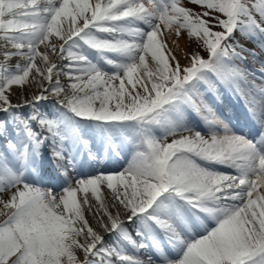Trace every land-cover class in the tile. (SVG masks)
<instances>
[{"label": "bare ground", "instance_id": "obj_1", "mask_svg": "<svg viewBox=\"0 0 264 264\" xmlns=\"http://www.w3.org/2000/svg\"><path fill=\"white\" fill-rule=\"evenodd\" d=\"M129 1L131 0H69V7L65 9L60 6L58 0H52L46 11L38 12L35 8L43 5L42 1L0 0V86L4 89L0 96L2 116L0 120L3 122L5 120L0 125V234L13 235L11 238L18 243L15 251H19V246L24 245L27 237L34 235L37 239L41 238L34 233L33 224H24L25 229L23 228L21 232H17L13 227L14 214L24 210L35 222L48 225L53 231L60 232L52 239H47L48 243L58 248L59 264H88L94 259L91 255L96 253L98 256L96 260L103 264H146L138 259L141 251H145L147 257L155 264H177L174 259H179L180 264H196L192 261L194 258L191 259V254L183 249L179 241L173 242L177 246L176 251L172 253L168 251L166 256L156 253L157 249H167L164 237L170 230L169 227L157 228L148 217L160 215V203L164 191L162 184L150 174L149 167L140 164L139 156L134 151L140 149L136 136H130L131 141H128L127 147L110 145L111 140L120 141L122 136L128 137L124 127L121 126L123 119L120 118V114H124L125 105L122 94L118 86L108 85L106 78L98 73L95 74L93 61L96 55L77 42V34H80L91 21L103 18L112 21V10L124 2L131 3ZM188 1L197 2V0ZM141 7L131 6L115 17L116 19L130 17L131 23L142 22L150 27L148 22L144 21V15L141 14L143 7L142 9ZM148 16L151 17L150 14ZM86 17L88 18L85 20ZM35 20L41 23L40 27H34ZM166 27L168 29L169 24ZM132 30L137 33L142 32L140 29ZM111 34L118 40L117 46L120 48L115 51L110 50V53L115 58H122L121 55L124 57L125 53L129 57L131 51L127 49L132 45L127 46L128 41L120 40L121 32L111 31ZM81 53L87 54L91 61L80 58ZM60 54L65 55L64 60H60ZM61 61L65 63L66 70L63 71L68 75L57 79L56 72L51 69L58 68L57 65ZM143 61L148 65L151 64L146 57ZM225 64L219 58L212 71L221 83V88H224L225 100H231V106L235 104L240 108L237 101L230 97L232 95L228 90L229 87L227 88L224 82L223 76L227 74L229 68L232 69V67L227 68ZM136 69L139 77L146 75L138 66ZM14 71H19L20 74H13ZM152 77L151 72L147 79ZM205 79V85L214 95L212 83L209 79ZM66 83L71 84L72 93L58 88ZM147 84H150V81ZM121 88L123 89L122 86ZM238 96L246 104V110L250 109L253 92L250 94H246V91L241 92ZM52 105L58 109L52 108ZM262 109V113L257 115V125H259V117L264 123V100ZM166 110L178 116L177 108L168 107ZM79 114L86 115L83 119L88 127L85 136L91 140L86 148L78 145L70 128V117L79 118ZM21 116L25 117L24 121L19 118ZM245 118L249 122L248 125L255 127L250 112L246 111ZM171 121L172 124L168 129L173 135V144L183 143L188 146L187 139L198 137L197 144H194V155L199 157L200 154L196 151L201 148L206 149L208 141L211 140L209 135L201 136L192 133L193 131L183 133L182 131H190L195 126L200 127L197 121L191 120L187 115H183L179 120L172 117ZM24 125L31 126L36 131L39 147L35 150L29 149L27 152L19 149L18 157H12L15 144L22 143L20 140L26 131ZM108 127L115 129L110 133L106 130ZM26 129L29 131L28 128ZM64 138L66 142H63ZM221 138L222 142L225 140L224 150L230 147L233 149L226 143L228 137L221 136ZM8 139L12 142L7 143ZM262 139L261 141L264 142V138ZM248 144L246 142L240 147L234 146L233 151L230 149L228 153L231 157L241 156L242 160L250 163L253 152ZM85 149L91 151L96 159L88 162ZM103 153L105 156H101ZM118 154L125 156V160L122 161ZM98 159L103 161L102 165L98 163ZM201 169L202 167L194 169L192 174L200 182V184L195 182L196 185L204 186L203 190L207 184L206 179L202 178ZM214 176L215 183L227 184L230 180L215 173ZM231 177L236 179L235 190L238 193L234 201L237 202L236 207L239 208L241 216L237 219V227H232L231 234L227 235L225 240L229 255L233 254L237 247L236 252L238 251L239 256H243L248 255L251 249L264 242V230L254 226L248 218L250 211L261 213L264 196L259 195L261 193L257 188L258 194L247 189L246 179L233 174ZM44 186L52 187V191H42ZM226 193L219 191L213 199L217 200L219 197L224 199ZM202 194L199 196L202 197L200 200L205 211L201 214L205 217L203 224L204 229L207 230L209 221L218 224V217H221L224 209L221 203L213 205L212 200L206 199L210 196L206 192ZM185 196L188 198L190 192ZM228 199H232V196L228 195ZM189 204L192 205L191 202ZM261 218L264 222V215ZM171 219L176 224L174 219ZM133 226L138 227L137 233H134L133 228L131 229ZM196 232L200 235L203 230L196 229ZM212 236L218 244L216 249L221 263H228L229 260L225 257L226 249L220 245V238L216 233ZM137 242L144 244L138 246ZM111 258L116 262L114 263L115 260L102 262L103 259ZM259 264H264V257Z\"/></svg>", "mask_w": 264, "mask_h": 264}, {"label": "rangeland", "instance_id": "obj_2", "mask_svg": "<svg viewBox=\"0 0 264 264\" xmlns=\"http://www.w3.org/2000/svg\"><path fill=\"white\" fill-rule=\"evenodd\" d=\"M41 1L44 4L35 8L38 12L46 11L52 0H36V2ZM58 2L62 8L69 7V0H58ZM129 2L131 3L124 2L112 10V21H107L105 18L91 21L80 34H77V42L96 55L93 61L95 74L98 73L106 78L108 85L118 86L124 101L123 104H125L124 114H120V118L129 121L128 124L132 126L130 129L135 132L136 136L138 135L137 138L141 146L138 150L141 152L139 154L140 164L149 167L150 174L162 184L163 200H167L172 209L180 236L185 239L186 244L183 248L191 254V259L194 258L192 261L196 264H222L216 249L218 244L212 236L216 233L220 238V245L226 249L225 257L229 262L225 264H259L264 257V242L257 245L259 248L255 246L254 249H251L252 251L248 255L239 256L238 251L236 252L237 247L233 254L229 255L225 239L227 235L231 234L232 227H237V219L241 216L239 208L236 207L237 202L234 201L238 193L235 190L236 179L231 175L246 179L247 189L257 194L259 190L261 193L259 195L264 196V142H262L264 123L260 117L259 125H257V115L263 111L264 100V0H197L196 3L188 0H131ZM131 6L143 7L141 14L144 15V21L148 22L150 27L145 26L142 22L131 23L130 17L116 19L117 14L130 9ZM33 22H35L34 27H40L41 23L38 20ZM168 24L169 28L167 29L166 25ZM36 29L39 32V29ZM129 29H140L142 32L137 33ZM111 31L113 33L121 32L120 40L128 41L127 46L132 45L127 49L131 51L129 57L125 53L124 57L121 55L122 58H115L110 53V50L115 51L120 48L117 46L118 40L111 34ZM40 35L42 34L40 33ZM174 36L180 39L177 40ZM73 45L76 46V44ZM145 57L150 60V65L143 61ZM59 58L64 60L65 55L60 54ZM80 58L91 61L89 56L84 53L80 54ZM219 58L224 64L226 63L227 68L232 67L227 70L223 79L227 88L229 87L228 90L232 95L230 97L237 101L240 108H237L235 104L231 106V100H225L224 88H221V83L212 71ZM59 63L58 68L52 67L51 69L56 72L57 79L68 75L63 71L66 70L64 69L65 63L62 61ZM136 65L141 72L146 74L142 78L137 75ZM151 72L153 77L147 79ZM12 73L20 74L19 71ZM205 78L212 83V88L215 90L214 95L205 85ZM148 81L150 84H147ZM58 88L72 93L70 83ZM2 91L4 89L0 86V96ZM245 91L246 94L253 92L250 109L247 106V110L246 104L238 96ZM47 92L49 93L50 90ZM52 106V108L58 109V107ZM168 107L177 108L178 116L175 113L167 112ZM246 111L250 112L252 124L255 127L248 125L249 122L245 118ZM217 113L219 115H216ZM79 115L82 119L70 117L69 120L75 140L81 146L82 143L83 145L87 144L82 139L88 127L83 122L86 115ZM183 115L189 116L191 120L200 124V127L195 126L190 131H182L183 133L193 131L192 133L201 136L209 135L211 139L208 141L206 149L201 148L196 151L200 154L199 157L194 155V144H197L198 137L187 139L188 146L183 143L173 144V135L169 132L168 126L172 124V117L179 120ZM0 118H2L1 115ZM19 118L22 121L25 120V117ZM4 122L0 120V125ZM26 126L24 125V131H26L20 140L22 143L15 144L12 157H18L19 149L27 152L29 149L35 150L39 147L38 134L31 126ZM221 136L228 137L229 140L227 139L226 143L233 149L234 146L236 148L243 143H249L250 150L253 152L252 161L249 163L242 160L241 156L231 157V154L228 153L231 147L223 149L225 140L222 142ZM242 138L244 142H242ZM9 142L12 141L9 140L7 143ZM226 154H229V157ZM142 156L145 160L144 163L141 161ZM201 167L202 178L206 179L207 184L203 190L204 186H197L196 183L200 184V182L192 174L194 169ZM214 173L230 180L227 181V184L226 182L215 183ZM42 191L50 192L52 187L44 186ZM219 191L227 192L225 198L213 199ZM188 192H190V196L186 198L185 194ZM205 192L210 195L206 199L212 200L213 205L221 203L224 209L221 217H218V224L208 220L207 230L204 229L203 224L205 217L201 214L205 208L201 203L202 197L199 196ZM228 195L232 196V199L229 200ZM244 197L247 201L246 194ZM190 202L192 205L189 204ZM262 205L264 210V203ZM262 209L260 214L251 209L253 211H248L250 213L248 218L254 226L264 230V222L261 218L264 215ZM26 223L33 224L34 233L40 235L41 238L37 239L34 235L33 237L29 236L25 240L24 247L19 246V251H15V246L18 243L11 238L13 235L1 233L0 264H59L58 248L48 243L47 239H52L60 232L53 231L48 225L35 222L24 210L14 214L12 225L17 232L24 230ZM132 228L134 233L139 231L137 226ZM199 228L203 230L200 235L196 232V229L200 230ZM237 230L235 231L237 232ZM143 244V242H137L138 246ZM55 245L57 246V244ZM141 252L138 254V259L143 260L146 264H148L147 262L155 264L152 259L147 257L145 251ZM156 253L162 255L158 251ZM91 257L94 259L90 260L88 264H103L96 260L97 253L92 254ZM114 260L112 258L103 259L102 262L108 263V261ZM174 261L180 264L179 259H174Z\"/></svg>", "mask_w": 264, "mask_h": 264}]
</instances>
